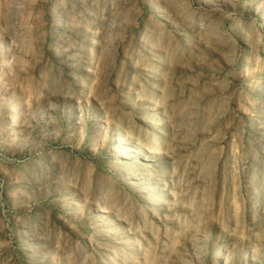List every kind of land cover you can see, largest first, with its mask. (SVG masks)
<instances>
[{
	"label": "rangeland",
	"instance_id": "obj_1",
	"mask_svg": "<svg viewBox=\"0 0 264 264\" xmlns=\"http://www.w3.org/2000/svg\"><path fill=\"white\" fill-rule=\"evenodd\" d=\"M0 264H264V0H0Z\"/></svg>",
	"mask_w": 264,
	"mask_h": 264
}]
</instances>
